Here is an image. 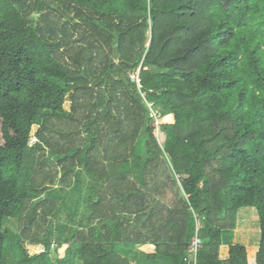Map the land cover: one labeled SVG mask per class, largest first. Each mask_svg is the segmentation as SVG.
I'll use <instances>...</instances> for the list:
<instances>
[{
    "label": "trees",
    "instance_id": "obj_1",
    "mask_svg": "<svg viewBox=\"0 0 264 264\" xmlns=\"http://www.w3.org/2000/svg\"><path fill=\"white\" fill-rule=\"evenodd\" d=\"M50 165L75 183L32 254L4 224L34 199L26 222L48 218ZM243 207L264 264V0H0V264H130L118 244L187 264L197 219V264H248L218 255Z\"/></svg>",
    "mask_w": 264,
    "mask_h": 264
},
{
    "label": "rangeland",
    "instance_id": "obj_2",
    "mask_svg": "<svg viewBox=\"0 0 264 264\" xmlns=\"http://www.w3.org/2000/svg\"><path fill=\"white\" fill-rule=\"evenodd\" d=\"M39 16L40 13L32 12L31 15L29 16L30 22H33L35 24L39 19ZM138 74H139V69L136 72H134L131 76V79L136 83H138ZM69 105H70V99L68 96L64 105V109L66 112H69L70 109ZM156 107L160 113L168 112V108L166 107H162L160 105H156ZM37 126L38 124L34 126L33 133L37 128ZM154 133L157 137V140L162 145L165 139V135L161 132L160 127L159 129L154 128ZM33 141H35L34 137L32 138V142ZM41 154L42 152H39L37 156L39 157ZM45 171L47 176L44 181L45 183L44 185H47L51 188H55V187L58 188L62 195L61 198H58V202L55 208L52 210V212L49 213L48 218L45 219L44 212L42 213V210H39V212L35 215V220L32 224H28L26 222L25 215L29 212L30 204L33 203V201H36L34 199L27 203V207L24 210L23 217L21 220H19L18 218H9L8 220L5 221L4 224V227L12 233H21L24 227L27 226V235H23V239L26 243V248L32 254L39 252L41 249L40 245L31 244V241L34 236H38V239L42 238L47 232V229L50 230L54 236L56 232L57 224L66 221L65 217L68 214V212H66L62 206L65 205V202H67V198L72 193L73 185L75 183L74 180H70L67 184L62 183L60 179L61 178L60 169L55 168V166L53 165L47 166ZM45 195L46 193H42L40 195V199H44ZM78 209L79 210L82 209L81 204L79 205ZM197 223L199 226H201V222L199 219H197ZM75 224L77 223L75 222ZM259 235H260V227H259L258 213L256 208L243 207L242 209L238 210L236 217V227L234 230H232L225 236L224 239L225 240L228 239V242L224 244H228L229 246L232 245V243H237L240 245L243 244L246 248V258L248 259L258 248L257 241ZM221 248L222 246L220 247V249ZM122 250L116 248V251H118L119 255H122L123 257L127 258L130 264H151V262H148L147 260L146 252L149 250L147 246L144 245L137 246V244H126L124 245V248L122 247ZM8 259L12 261L14 260V257L8 256Z\"/></svg>",
    "mask_w": 264,
    "mask_h": 264
},
{
    "label": "built area",
    "instance_id": "obj_3",
    "mask_svg": "<svg viewBox=\"0 0 264 264\" xmlns=\"http://www.w3.org/2000/svg\"><path fill=\"white\" fill-rule=\"evenodd\" d=\"M147 108H148V114L149 117L152 118V123L154 128H158L159 129V119L161 116V113L159 112V110L156 107V104H154L153 102H149L146 100L145 95H143V93H141ZM201 226L198 225V223H196V226L194 228V233L190 239V242L188 243L186 250H185V256H184V261L187 262V264H197V255H198V251L201 248L202 245V239L199 235V229Z\"/></svg>",
    "mask_w": 264,
    "mask_h": 264
},
{
    "label": "crops",
    "instance_id": "obj_4",
    "mask_svg": "<svg viewBox=\"0 0 264 264\" xmlns=\"http://www.w3.org/2000/svg\"><path fill=\"white\" fill-rule=\"evenodd\" d=\"M245 208V207H244ZM242 209V208H241ZM259 238L260 235L258 237V241H257V247L259 245ZM232 244H237V243H232ZM119 246H117L116 248H119V250H122V247L124 248V245L126 244H118ZM140 244H137V246H139ZM243 245V244H241ZM136 246V245H135ZM222 246V248L220 249V247ZM244 246V245H243ZM220 252L218 251V255L220 257V259H226L228 257V251H229V245L228 244H221L219 246ZM123 251V250H122ZM118 252V251H117ZM257 249L255 250V252L247 259V263L248 264H255V255H256Z\"/></svg>",
    "mask_w": 264,
    "mask_h": 264
}]
</instances>
